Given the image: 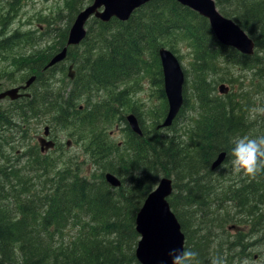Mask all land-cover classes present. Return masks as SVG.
Here are the masks:
<instances>
[{"label": "trees", "instance_id": "obj_1", "mask_svg": "<svg viewBox=\"0 0 264 264\" xmlns=\"http://www.w3.org/2000/svg\"><path fill=\"white\" fill-rule=\"evenodd\" d=\"M91 1L69 0V18L62 29L48 25L37 35H6L4 27L0 29V53L19 45L32 50L53 34L51 47L14 64L12 74H19L14 80L23 79L26 65L35 80L29 97L10 105V112L15 110L13 124L0 123V138L7 135L1 132L7 126L15 138L0 140V264H137L134 216L162 177L171 178L167 203L184 247L199 253L200 264H209L213 255L222 256L225 264L251 260L250 248L263 244L258 230L264 229V175L247 179L209 167L220 152L225 154L223 162L228 161L235 136L264 133V120L251 121L247 113L256 104L253 92H264V0H213L218 12L252 40L250 56L219 45L205 19L172 0H151L124 22L90 18L82 40L67 47L65 61L72 65L74 78L67 91L58 88L54 94V70L60 65L44 67L64 47L74 16ZM15 15L8 2L0 20ZM180 41L192 51L190 68L183 71V103L171 125L157 130L166 110L157 49L175 55L174 43ZM221 65L249 73V90L242 92L238 85L234 94H215L217 83L238 81L228 76L214 81V70ZM146 75L162 101V109L151 114L148 124L130 99L134 88L129 87ZM184 109L187 115H182ZM128 114L135 117L140 137L128 128ZM33 123L49 129L74 124L77 135L70 136L81 156L65 157L61 145L54 155L40 154L34 142L24 147ZM113 126L122 130V141L111 142L106 130ZM14 144L23 146V153ZM106 173L120 181L118 188L104 181ZM226 224L237 228L233 237L224 230ZM247 225L250 230L244 235ZM213 231L218 234L211 235Z\"/></svg>", "mask_w": 264, "mask_h": 264}, {"label": "water", "instance_id": "obj_2", "mask_svg": "<svg viewBox=\"0 0 264 264\" xmlns=\"http://www.w3.org/2000/svg\"><path fill=\"white\" fill-rule=\"evenodd\" d=\"M149 1L151 0H92L90 5L74 16L67 29L64 47L49 59L44 68L62 61L65 57L66 47L76 46L82 40L85 33V24L90 18L103 23L112 18L124 22L135 9ZM172 1L205 19L215 41L219 45L233 49L240 55L249 56L252 54L254 49L252 40L233 21L223 17L218 12L213 0ZM157 58L166 110L161 123L156 126V129H162L171 125L182 105L183 74L178 60L169 50L157 49ZM67 71V76L71 79L73 76L71 66L68 67ZM33 79L32 76L28 78L21 89L28 87ZM17 90L13 88L1 92L0 100L3 98L10 101L17 99L21 96L17 93ZM217 92L224 95L227 88L224 85H219ZM125 121L135 135H141L133 115H127ZM47 133V128L44 127L42 135L46 137ZM37 142L40 152L52 147V143L45 141L43 138H38ZM224 157L223 152L218 153L209 168L214 170ZM103 177L110 187L116 188L120 185L113 175L107 173ZM170 193V180L165 177L160 178L154 188L145 196L134 216L133 225L137 241L133 257L137 264H169L168 252L171 249L179 250L183 247L184 237L166 200ZM229 228L235 229L232 226Z\"/></svg>", "mask_w": 264, "mask_h": 264}, {"label": "rangeland", "instance_id": "obj_3", "mask_svg": "<svg viewBox=\"0 0 264 264\" xmlns=\"http://www.w3.org/2000/svg\"><path fill=\"white\" fill-rule=\"evenodd\" d=\"M10 1L12 0H0V17L4 16L8 2L10 3L12 10H14V13L16 14L15 17L10 19L9 21L0 20V29L4 27V31L6 32V35H10L15 31H18L19 33H24L26 31H32V32H35V34L37 35L38 33L42 32L44 29L48 28V25H51V27H54L56 29L58 28L62 29L66 25L68 18H69L68 14L70 12L66 8V6H68L69 0H14V5ZM12 13L13 12L9 10L8 17H12L11 16ZM52 39H53V34H51L49 38L47 36H44L38 44L33 46L34 48L32 50L30 46L28 45H26L25 47H21L19 45V47L17 48H13V49L1 52L0 53L1 55L0 56V80L2 81H0V83L5 84V85L7 84L8 85L7 88H11L16 85L24 84V82L31 76L28 74L31 70L29 66L26 65V69H24V75L23 74L20 75V77L22 78L24 77V78L20 82H18L17 80H14V78L18 77L19 74L15 76L14 74H12L13 71L15 70L14 64L19 66L21 61H18V60L20 59V57H27L33 54L37 50L44 49L45 47H51ZM174 49L176 51L175 56L178 58V61L180 62V66L182 70L183 71L189 70L191 59H192L191 49L188 47V45H185V43L181 41L178 43H174ZM14 59H17V61H13ZM33 61L35 60H32L30 62H33ZM58 65H60L59 68L54 70L55 72L56 71L59 72L55 78V80H57V83L54 84V88H57V89H53L52 87L54 94H56L55 92L60 91V89L58 88H64V90L60 92L67 91L69 88L68 81H71L74 78L73 77L72 79H69L68 76H65V70L68 73L67 67L70 65L69 63H67L66 61L60 62L59 64H56L52 67H56ZM61 67H63V70H64L63 75L60 74ZM45 69H48V68H44V70ZM214 71L217 73L214 76V81H218L219 78H225L227 76L236 78L238 80L237 83H232V85H229L226 82L217 83L214 86L215 94L218 95L217 93L218 84L226 86L228 88V92L230 91V93L232 94H234L237 91L238 85H240V88H241L240 90L242 92L249 90L248 88V81L250 79L249 73L245 71L244 72L239 71L237 68H234V67L226 68L222 65L216 67ZM12 81L14 82L11 83ZM151 83L152 81L150 80V77L146 75L138 82L136 81L135 84H129L130 88L132 87L134 88V94L131 95L130 99L134 101L137 110L145 114L141 116L145 124H148V121L152 113H156L157 111L159 112L162 109L161 108L162 101L158 99L156 95V90H155L156 87H153ZM45 85H46V82H45ZM189 91L190 90L186 91L188 95H190ZM252 98H256L255 103H264V92H258V93L253 92ZM189 104L190 103L188 102V105ZM187 111L188 109H184L182 112V115L184 114L187 115L188 114ZM263 120L264 118H258V123L260 124L263 123ZM180 122H181V118H178V121L176 122V124ZM43 126L44 124L35 125L33 123V125L31 126V128L33 129L28 131L25 137L26 140H24V147L27 148L30 142L32 143L34 142L36 145V137L40 135L41 132L43 131ZM75 129L76 128L74 127V124H72L71 127L69 125L57 127V128L53 127L50 133V138L51 136L56 138V146L61 145L62 147H64L63 152H61L60 154H63L65 157H69L72 159H73V154H75V157L81 156V152L79 151L78 146L73 143V138L70 136L71 134L74 136L77 135V131L75 132ZM159 130H162V129H159ZM3 132L8 134L7 135L8 141L15 139L13 135L14 132L12 130H4ZM106 132L108 134V137L111 139V142H118V141H122L123 139V133L120 127L113 126L110 129H107ZM30 136H31V141H29ZM21 140L22 139L19 138V142ZM67 141L70 142L69 147L65 148V143ZM6 146L7 145H5L4 147ZM13 146H15L16 148L18 147L21 153H23L22 152V150L24 149L23 146H20L19 144H14ZM15 152L17 153V150ZM56 153L59 154L58 150H56V147H55V149L49 152L48 155L49 154L54 155ZM226 164H227L226 161L225 163H222V165H226ZM222 165L220 166V168H222L223 171L231 172L229 167H226V166L222 167ZM223 168H229V170H224ZM220 175L221 174H219V176ZM247 226L242 228V234L244 235H247L249 233L250 228L249 226L248 227ZM228 227H230V225L226 224L225 228H228ZM239 230L241 231V229ZM233 231L234 230L231 231V229H229L227 233L231 237H233V235L236 234ZM258 232L262 233L260 237L263 236V240H261L263 244H260L258 246L254 245L252 248H250L248 252L252 255L251 260L244 261L243 264H264V261H263L264 260V252H263L264 250V229L260 226ZM216 234H218V232L213 231L211 235H216ZM226 250L228 252L232 251V249H226ZM261 253H263V255H261ZM260 256L262 259H260Z\"/></svg>", "mask_w": 264, "mask_h": 264}, {"label": "clouds", "instance_id": "obj_4", "mask_svg": "<svg viewBox=\"0 0 264 264\" xmlns=\"http://www.w3.org/2000/svg\"><path fill=\"white\" fill-rule=\"evenodd\" d=\"M248 119L264 118V103H256L247 108ZM227 165L235 176L256 179L264 175V133L243 134L232 138ZM169 264H200L199 253L191 248L171 249ZM209 264H225L220 255H213Z\"/></svg>", "mask_w": 264, "mask_h": 264}, {"label": "flooded vegetation", "instance_id": "obj_5", "mask_svg": "<svg viewBox=\"0 0 264 264\" xmlns=\"http://www.w3.org/2000/svg\"><path fill=\"white\" fill-rule=\"evenodd\" d=\"M5 32V31H4ZM6 33V32H5ZM9 49V48H8ZM65 62V61H64ZM69 66H71L72 67V65H69ZM68 66V67H69ZM67 67V68H68ZM72 71H73V68H72ZM57 72V71H56ZM56 72L54 71V74H56ZM59 72H57V74H58ZM75 74V73H74ZM32 76V75H31ZM30 76V77H31ZM45 76V75H44ZM29 77V78H30ZM34 77V76H33ZM46 77V76H45ZM44 77V78H45ZM74 77V76H73ZM24 78V77H23ZM35 80V79H34ZM34 80H33V82H34ZM0 81H2V80H0ZM33 82L28 86V87H26L25 89H21V87H24V84H22V85H16V86H13V87H11V88H7V84L5 85V84H2V83H0V93L1 92H4L5 90H9V89H13V88H16V89H18V94L19 95H21L20 97H18L17 99H15V100H13V101H10V100H8L7 98H3V99H1L0 100V112H6V114L7 115H5V116H0V122L1 123H10V124H13V122H14V119H15V110H13L12 109V111L10 112V105H12L13 104V102L14 101H17V100H19V99H22V98H28L29 97V88H30V86L33 84ZM25 83V82H24ZM44 83V85H45V82H43ZM20 88V89H19ZM53 92V91H52ZM54 93V92H53ZM80 108V107H79ZM14 115V116H13ZM63 126V124H58L57 125V127H62ZM71 126H72V124H71ZM70 126V127H71ZM43 127H47L48 128V136H46L45 137V139H46V141H50V142H52L53 144H54V146H53V148H51V149H49V150H47V151H44V152H40V150H39V145H38V142H37V139L38 138H44L43 137V135H42V132H41V134L40 135H38L37 137H36V146H37V148H38V151H39V153L40 154H48L49 152H51V151H53L54 149H55V147H56V138L55 137H52L51 136V138H50V133H51V128L49 129V126H47V125H44ZM10 129V126H7V130H9ZM4 131V130H3ZM3 131H1L2 133H3ZM14 132V131H13ZM12 132V133H13ZM8 135V134H7ZM4 138V140H5V138H6V141L7 142H10V141H8V138L6 137V136H4L3 137ZM0 140H2V141H4L2 138H0ZM12 142H13V140H11ZM69 141H67L66 143H65V148H68L69 147ZM56 150H58L57 148H56ZM49 151V152H48ZM224 163V162H223ZM231 227V226H230ZM232 227H234V226H232ZM235 229H231V231L232 230H236L237 228L236 227H234ZM228 230L230 229L229 227L227 228ZM225 231L227 232V230H226V228H225ZM237 231H239V230H237Z\"/></svg>", "mask_w": 264, "mask_h": 264}, {"label": "bare ground", "instance_id": "obj_6", "mask_svg": "<svg viewBox=\"0 0 264 264\" xmlns=\"http://www.w3.org/2000/svg\"><path fill=\"white\" fill-rule=\"evenodd\" d=\"M90 5V4H89ZM88 6V5H87ZM86 7V6H85ZM84 7V8H85ZM216 7V6H215ZM217 8V7H216ZM85 30V29H84ZM85 34V33H84ZM4 36H5V34H4ZM68 47H71V46H68ZM165 49V48H164ZM168 50V49H167ZM254 50V49H253ZM66 51H67V47H66ZM172 53V52H171ZM253 53V52H252ZM173 54V53H172ZM174 55V54H173ZM252 55V54H251ZM1 56V55H0ZM175 56V55H174ZM250 56V55H249ZM65 57H66V53H65ZM65 57H64V59L62 60V61H60V62H63V61H65ZM176 57V56H175ZM176 59H177V57H176ZM178 60V59H177ZM60 62H58V63H56V64H59ZM179 62V61H178ZM56 64H54V65H56ZM179 64H180V62H179ZM54 65H52V66H54ZM52 66H50V67H48V68H51ZM181 70H182V68H181ZM71 72H72V74H73V76H74V72L72 71V67H71ZM182 74H183V70H182ZM34 76V75H33ZM32 76V77H33ZM73 76H72V78H73ZM34 79H35V76L33 77ZM71 78V79H72ZM33 79V80H34ZM70 79V78H69ZM41 80V79H40ZM33 82V81H32ZM31 82V83H32ZM23 83V82H22ZM183 83H184V77H183ZM46 85H48V84H46ZM50 85V84H49ZM221 85V84H220ZM182 87H183V85H182ZM226 87V86H225ZM227 88V87H226ZM20 89V88H19ZM44 89V88H43ZM17 92H18V90H17ZM228 93V88H227V92H226V94ZM72 94V93H71ZM226 94H224V95H226ZM220 95H222V94H220ZM182 103H183V99H182ZM182 106V105H181ZM180 109H181V107H180ZM180 109H179V111H180ZM179 113V112H178ZM177 113V114H178ZM129 115V114H128ZM132 115V114H131ZM14 116V115H13ZM127 116V115H126ZM21 117V116H20ZM23 118V117H22ZM22 120V119H21ZM2 122V121H1ZM0 122V123H1ZM16 122V121H15ZM30 123V122H29ZM62 123V122H61ZM27 124V123H26ZM2 125V124H1ZM128 126V125H127ZM169 127V126H168ZM47 128V127H46ZM129 128V127H128ZM139 128V127H138ZM167 128V127H166ZM66 129V128H65ZM72 129V128H71ZM153 129V128H152ZM159 129H161V128H159ZM158 129V130H159ZM162 129H165V128H162ZM131 131V130H130ZM47 132H48V128H47ZM132 132V131H131ZM42 133H43V131H42ZM133 133V132H132ZM134 134V133H133ZM140 134H141V132H140ZM16 135V134H15ZM1 136V135H0ZM6 137H7V135H5ZM47 136H48V133H47ZM141 136V135H140ZM139 136V137H140ZM4 137V136H3ZM2 137V138H3ZM44 137V136H43ZM45 141H46V139H45V137L43 138ZM10 142H12V141H10ZM52 143V142H51ZM53 146H54V144L52 143V147L51 148H53ZM8 147V146H7ZM51 148H49V149H51ZM49 149H47V150H49ZM46 150V151H47ZM49 152V151H48ZM224 153V152H223ZM225 158V157H224ZM224 160V159H223ZM223 160H222V162L219 164V166L218 167H220L221 165H222V163H223ZM225 163V162H224ZM227 163V162H226ZM227 165V164H226ZM218 167H216L215 169H217ZM213 171V170H212ZM107 174V173H106ZM109 174V173H108ZM228 174V173H227ZM111 175V174H110ZM222 175V174H221ZM115 177V176H114ZM116 178V177H115ZM165 178H168V177H165ZM117 179V178H116ZM169 180H170V183H171V179L170 178H168ZM118 180V179H117ZM119 181V180H118ZM119 183H120V181H119ZM120 186V185H119ZM118 186V187H119ZM118 187H116V188H118ZM255 187V186H254ZM112 188H114V187H112ZM252 188V187H251ZM171 193H172V183H171ZM171 193H170V195L168 196V198L171 196ZM167 198V199H168ZM166 199V200H167ZM172 212V211H171ZM222 212V211H221ZM174 215V214H173ZM177 221V220H176ZM178 223V222H177ZM179 225V224H178ZM179 229H180V226H179ZM180 232H181V230H180ZM183 235V234H182ZM260 236V235H259ZM263 239V238H262ZM254 243V242H253ZM183 247H184V241H183ZM259 254V253H258ZM243 255V254H242ZM245 260V259H244ZM264 261V260H263ZM241 262V261H240ZM239 264V263H238Z\"/></svg>", "mask_w": 264, "mask_h": 264}]
</instances>
